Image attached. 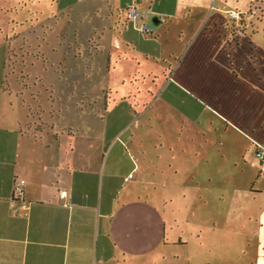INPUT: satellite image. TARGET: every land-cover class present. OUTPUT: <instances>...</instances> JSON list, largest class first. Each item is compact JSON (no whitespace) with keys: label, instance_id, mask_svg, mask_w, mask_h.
<instances>
[{"label":"crops","instance_id":"1","mask_svg":"<svg viewBox=\"0 0 264 264\" xmlns=\"http://www.w3.org/2000/svg\"><path fill=\"white\" fill-rule=\"evenodd\" d=\"M27 1L33 5L28 26L19 16L18 5L25 0H8L7 11L1 5L6 0H0V264H209L181 254L180 246L188 240L177 232V220L167 219L160 206L139 198L116 202L112 158L99 168L101 143L92 139L88 123L67 122L68 108H60L55 118L45 104L41 115L49 125L42 131L25 127L30 112L20 95L5 88L7 47L25 34L58 36L67 31L69 17L89 15L97 21L87 25L88 32L106 27L112 39L132 53L161 54L165 49L158 38L175 25L173 40L179 49L176 57L175 49L171 51L174 64L164 74L172 93L187 96L193 112L209 111L225 125L231 123L256 151L264 148V0L252 10L237 0ZM129 5L139 10L140 21L155 19L160 26L157 39L144 38L149 48L136 43L129 22H122V10ZM101 10L108 17L103 24L97 18ZM233 11L246 12L247 20H233ZM3 14L8 15L6 21ZM61 17L67 21L64 25L57 23ZM38 21L45 24L36 32ZM240 22L250 25V31L241 32ZM6 36L12 40L7 42ZM72 114L78 119L93 115ZM19 180L24 184L18 196L14 187ZM256 196L264 199L257 186L251 200ZM241 206L246 220L253 218L255 251L264 264V203L254 209Z\"/></svg>","mask_w":264,"mask_h":264},{"label":"rangeland","instance_id":"2","mask_svg":"<svg viewBox=\"0 0 264 264\" xmlns=\"http://www.w3.org/2000/svg\"><path fill=\"white\" fill-rule=\"evenodd\" d=\"M7 1L1 4L6 11ZM237 1L252 10L260 0ZM44 5L39 6L46 14L49 9ZM18 6L20 19L28 26L33 5L25 0ZM122 11V22H129L136 43L149 48L143 40L157 39L160 26L153 23L152 33L144 34L137 29L139 16L128 19L127 9ZM7 16L1 19L6 21ZM246 16L241 14L242 19L247 20ZM88 17H69L67 31L58 36L25 34L7 47L5 88L20 95L30 112L25 127L42 131L49 125L41 115L45 104L55 118L60 108H68L67 122L88 123L92 139L101 143L99 168L107 167L112 158L117 203L139 198L160 206L167 219L174 217L177 232L189 244L180 246L181 254L209 264H260L253 218L246 220L241 205L253 208L264 203L262 196L250 197L256 186L264 191V171H260L254 144L242 132L209 111L193 112L192 101L188 105V97L172 93V85L166 83L164 74L179 49L173 40L177 26L163 30L158 38L163 53L145 55L143 50L132 53L124 43L119 46L106 27L88 32L87 25L97 21ZM97 18L103 24L108 17L101 10ZM65 21L57 19L59 24ZM44 24L38 21L36 32ZM249 26L242 23L239 30L246 34ZM72 111L79 117L82 112L94 116L78 119ZM72 129L69 126L67 131Z\"/></svg>","mask_w":264,"mask_h":264},{"label":"built area","instance_id":"3","mask_svg":"<svg viewBox=\"0 0 264 264\" xmlns=\"http://www.w3.org/2000/svg\"><path fill=\"white\" fill-rule=\"evenodd\" d=\"M139 10L134 5H129L127 7V18L128 19H134L139 15ZM230 17L233 20H239L241 18V13L237 11H233L230 14ZM137 29L144 33V34H151L154 30V24L153 23H146L141 21L137 25ZM255 157L258 159L260 171H264V151L261 148H257L255 151ZM24 184V180H19L18 183L15 185L14 189L17 195L19 196L22 193V186Z\"/></svg>","mask_w":264,"mask_h":264},{"label":"water","instance_id":"4","mask_svg":"<svg viewBox=\"0 0 264 264\" xmlns=\"http://www.w3.org/2000/svg\"><path fill=\"white\" fill-rule=\"evenodd\" d=\"M151 22L157 24V21L155 19H152Z\"/></svg>","mask_w":264,"mask_h":264}]
</instances>
